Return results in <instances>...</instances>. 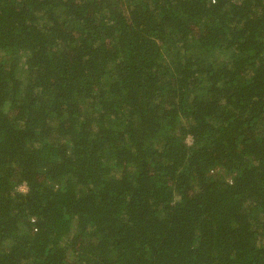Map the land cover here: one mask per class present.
<instances>
[{
	"label": "trees",
	"instance_id": "1",
	"mask_svg": "<svg viewBox=\"0 0 264 264\" xmlns=\"http://www.w3.org/2000/svg\"><path fill=\"white\" fill-rule=\"evenodd\" d=\"M0 264H264V0H0Z\"/></svg>",
	"mask_w": 264,
	"mask_h": 264
},
{
	"label": "built area",
	"instance_id": "2",
	"mask_svg": "<svg viewBox=\"0 0 264 264\" xmlns=\"http://www.w3.org/2000/svg\"><path fill=\"white\" fill-rule=\"evenodd\" d=\"M22 190H24V191H25V188H24V187H22Z\"/></svg>",
	"mask_w": 264,
	"mask_h": 264
},
{
	"label": "rangeland",
	"instance_id": "3",
	"mask_svg": "<svg viewBox=\"0 0 264 264\" xmlns=\"http://www.w3.org/2000/svg\"><path fill=\"white\" fill-rule=\"evenodd\" d=\"M188 143H191L190 141H188Z\"/></svg>",
	"mask_w": 264,
	"mask_h": 264
}]
</instances>
